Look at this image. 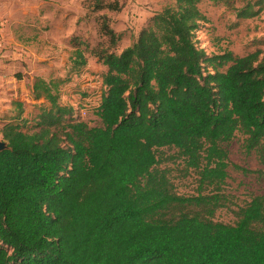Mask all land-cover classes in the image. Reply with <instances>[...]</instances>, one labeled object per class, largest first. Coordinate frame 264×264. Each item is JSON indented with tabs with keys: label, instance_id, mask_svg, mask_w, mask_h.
I'll return each instance as SVG.
<instances>
[{
	"label": "trees",
	"instance_id": "1",
	"mask_svg": "<svg viewBox=\"0 0 264 264\" xmlns=\"http://www.w3.org/2000/svg\"><path fill=\"white\" fill-rule=\"evenodd\" d=\"M202 1L165 5L119 52L122 35L103 15L112 49L91 51L105 66L96 125L61 102L62 78H34L44 103L31 127L13 102L0 129V264H264V192L233 222L213 219L228 202L226 145L237 133L264 165V49L207 53L196 39ZM212 1L238 18L259 12ZM85 51L74 46L72 69ZM176 159L196 175V194H178L160 166Z\"/></svg>",
	"mask_w": 264,
	"mask_h": 264
},
{
	"label": "rangeland",
	"instance_id": "2",
	"mask_svg": "<svg viewBox=\"0 0 264 264\" xmlns=\"http://www.w3.org/2000/svg\"><path fill=\"white\" fill-rule=\"evenodd\" d=\"M230 1L235 6L243 4V0ZM174 2L175 0H0V11L10 12L20 41L17 46L31 53L29 66L25 63L26 71H20L25 81L30 82L33 77L64 79L60 86L61 102L73 106L74 117L89 125H96L98 119L95 110L104 91L101 76L104 70L97 58L91 55V51L101 46L112 49L108 37L100 32L104 22L103 15L108 17L105 22L122 35L116 49L119 52L135 39L149 16ZM114 3L121 4L124 8L118 11L97 9L100 4ZM200 9L208 21L200 23L196 33L197 44L207 53H219L229 47L238 48L241 52V31L237 32L230 27L234 22L230 7L223 2L203 0ZM245 24L246 22L243 23ZM75 45L86 50V64L78 69H72L70 64ZM41 103H32L30 100L27 126H33V117L38 113L37 106ZM241 140L242 136L237 133L226 145L231 162L225 185L228 202L225 207L216 211L213 219L217 221L233 222V210L252 195L264 192V165L258 164L253 154L246 155L242 152ZM161 150L166 154L174 152L167 148ZM160 166L170 169L169 175L178 194H196L197 177L193 172L186 174L181 169L183 164L179 159L161 162Z\"/></svg>",
	"mask_w": 264,
	"mask_h": 264
},
{
	"label": "crops",
	"instance_id": "3",
	"mask_svg": "<svg viewBox=\"0 0 264 264\" xmlns=\"http://www.w3.org/2000/svg\"><path fill=\"white\" fill-rule=\"evenodd\" d=\"M247 4H251L255 10L259 9L258 14L249 18H238L230 9L234 15V22L230 27L237 32L241 31L242 51L239 52V49L234 47L224 49L231 50L235 55L240 56L258 48L264 49V0H243L242 6L236 7H243ZM244 22H246L245 25H243ZM16 29V24L10 17V12L0 11V129L16 113L14 101L22 102L23 116L26 118L30 117V109L28 108L30 100L32 103L44 101L43 98L36 100L33 97L34 77L28 82L25 81L24 76L20 75V71H26L25 63L29 66L31 53L29 50L23 51L21 47L17 46L20 41ZM101 65L105 71V66ZM59 75L61 74L59 73ZM45 80L47 79L45 78Z\"/></svg>",
	"mask_w": 264,
	"mask_h": 264
},
{
	"label": "water",
	"instance_id": "4",
	"mask_svg": "<svg viewBox=\"0 0 264 264\" xmlns=\"http://www.w3.org/2000/svg\"><path fill=\"white\" fill-rule=\"evenodd\" d=\"M7 148H8L7 143L4 140H2V138H0V152Z\"/></svg>",
	"mask_w": 264,
	"mask_h": 264
}]
</instances>
